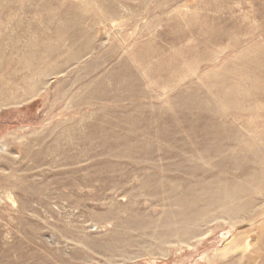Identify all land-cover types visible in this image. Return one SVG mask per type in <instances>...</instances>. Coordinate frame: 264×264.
Returning a JSON list of instances; mask_svg holds the SVG:
<instances>
[{"label": "rangeland", "instance_id": "374dc122", "mask_svg": "<svg viewBox=\"0 0 264 264\" xmlns=\"http://www.w3.org/2000/svg\"><path fill=\"white\" fill-rule=\"evenodd\" d=\"M0 81V264H264V0H0Z\"/></svg>", "mask_w": 264, "mask_h": 264}, {"label": "bare ground", "instance_id": "6f19581e", "mask_svg": "<svg viewBox=\"0 0 264 264\" xmlns=\"http://www.w3.org/2000/svg\"><path fill=\"white\" fill-rule=\"evenodd\" d=\"M15 56H17V54H14L11 59L9 58L7 63L11 69H13V67L16 65L17 68H14L17 70V73L14 75L11 73L9 77L14 82H16V79L18 78V84L25 86L27 89V94L29 95L37 88L38 82L40 81L38 78L40 74L37 70L30 69V62L28 60L26 61L23 55H20L16 58ZM3 89H5V87Z\"/></svg>", "mask_w": 264, "mask_h": 264}]
</instances>
